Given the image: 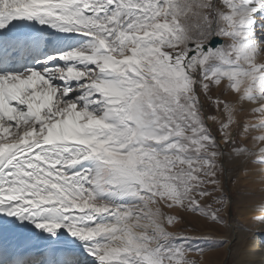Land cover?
<instances>
[{
    "label": "snow or ice",
    "instance_id": "1",
    "mask_svg": "<svg viewBox=\"0 0 264 264\" xmlns=\"http://www.w3.org/2000/svg\"><path fill=\"white\" fill-rule=\"evenodd\" d=\"M261 235L264 0H0V264H264Z\"/></svg>",
    "mask_w": 264,
    "mask_h": 264
},
{
    "label": "bare ground",
    "instance_id": "2",
    "mask_svg": "<svg viewBox=\"0 0 264 264\" xmlns=\"http://www.w3.org/2000/svg\"><path fill=\"white\" fill-rule=\"evenodd\" d=\"M249 187L250 185H246L243 183L240 185L241 190L247 189ZM241 194L242 196L239 198V201L241 202L242 206L239 208V210H237L239 214L237 220L233 222V225L237 229V231H241L244 228L248 227L252 223V217L255 215H259L258 212H254L251 210V204L257 202V198L255 196H252L253 198H256V200L249 202L248 195H245L243 191L241 192ZM227 231V229H222V232L218 231L217 233H215V235L218 237H222L227 234ZM259 238L264 239V235L259 236ZM225 252L226 249L210 252V254H213L214 257L209 261L206 260L207 264H221V262L226 258Z\"/></svg>",
    "mask_w": 264,
    "mask_h": 264
},
{
    "label": "rangeland",
    "instance_id": "3",
    "mask_svg": "<svg viewBox=\"0 0 264 264\" xmlns=\"http://www.w3.org/2000/svg\"><path fill=\"white\" fill-rule=\"evenodd\" d=\"M241 196H242V194L239 195V196H237V193H236L235 191L232 192V197H233V199H238V200H239V198H240ZM248 199H249V202L256 200V198H253L252 196H248ZM238 216H239L238 211H237L236 208H234V209H233V219H232V223H233L234 221L237 220ZM218 231L222 232V229H218L217 232H218ZM217 232H216V233H217ZM213 257H214L213 254H210V253L206 254V260H208V261H209L210 259H212ZM230 259H231V258H228L227 264H231V260H230Z\"/></svg>",
    "mask_w": 264,
    "mask_h": 264
}]
</instances>
